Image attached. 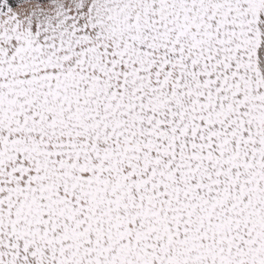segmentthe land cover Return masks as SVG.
<instances>
[{
    "label": "snow or ice",
    "instance_id": "snow-or-ice-1",
    "mask_svg": "<svg viewBox=\"0 0 264 264\" xmlns=\"http://www.w3.org/2000/svg\"><path fill=\"white\" fill-rule=\"evenodd\" d=\"M0 264H264V0H0Z\"/></svg>",
    "mask_w": 264,
    "mask_h": 264
}]
</instances>
